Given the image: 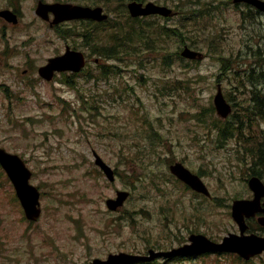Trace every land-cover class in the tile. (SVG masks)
Listing matches in <instances>:
<instances>
[{
    "label": "rangeland",
    "instance_id": "rangeland-1",
    "mask_svg": "<svg viewBox=\"0 0 264 264\" xmlns=\"http://www.w3.org/2000/svg\"><path fill=\"white\" fill-rule=\"evenodd\" d=\"M4 2L0 0V6ZM166 4L178 8L171 2ZM33 5L34 0H22L23 12L29 17L34 16ZM103 6L110 15L123 10L119 1L103 2ZM240 9L246 20L241 24L239 10L226 3L214 31L221 33L219 41L195 40L193 45L205 53L198 68L162 67L163 61L176 60V52L188 43L177 42L173 36L165 38L162 50L146 49L149 46L143 44L125 48L117 42L115 45L122 53L120 59L100 57L102 72L111 68L112 73L98 74L96 81L77 79L68 89H61L57 83L41 81L34 86L13 84V78H20V70L25 67L23 34L18 37L17 58L10 59L9 52H0V80L7 86V91H0V145L26 158L32 171L29 181L40 188L42 209L39 220L26 226L12 187L0 169V264H90L92 258L104 259L108 253H143L161 248L160 245L179 246L183 236L189 234L188 228H199L219 238L237 229L226 205L232 196L248 195L247 168L236 164L232 150L215 148L214 133H207L199 122L197 127L192 114L209 106L210 87L214 91L212 76L218 72L217 60L205 45L217 53L248 52L253 51L257 34L263 35L261 23L244 6ZM178 13L167 21L152 17L148 21L158 22L164 28H179L184 22L185 27L194 29V22L189 23L187 17L182 20V8ZM210 21L208 18L204 23L208 25ZM154 23L141 22L140 33L147 34ZM134 41L139 43V37L134 36ZM57 42L54 38L45 44L54 46ZM252 53L256 58L252 76L264 75V48ZM14 65L21 67L13 72ZM230 75L225 73L226 78ZM262 116L263 112H256L252 119ZM147 123L152 127V138L144 129ZM194 129L198 138L190 144L186 135ZM165 139L167 157L183 155L195 167L202 166L210 172L204 175V180L212 197L197 199L185 189L176 193L170 190L173 198L181 200L179 203L178 199L172 201L168 190L160 192L150 187L145 199L136 196L118 213L106 212L105 198L112 197L121 184L131 188L137 177L150 181L145 177L149 170L137 163H123L126 161L123 157L154 156L146 167L163 172L161 146ZM93 151L121 170L113 185H107L104 177L99 178L93 165ZM166 185L171 187L169 183ZM127 205L150 207L151 212L128 224L121 216ZM183 208L187 212L182 213ZM262 260L252 264H264ZM165 262L235 264L229 257Z\"/></svg>",
    "mask_w": 264,
    "mask_h": 264
},
{
    "label": "water",
    "instance_id": "water-1",
    "mask_svg": "<svg viewBox=\"0 0 264 264\" xmlns=\"http://www.w3.org/2000/svg\"><path fill=\"white\" fill-rule=\"evenodd\" d=\"M141 4V3H140ZM140 4L131 3L128 5L129 10L132 15H140V14H149V13H162L168 14L171 13L170 9L166 7H158L152 3H148L145 8H141ZM100 10L96 9L90 11L88 9H83L77 14H73L72 16H89L97 19L105 18V15H99ZM2 15V13L0 12ZM185 56L192 57L193 53L189 50L185 49L182 53ZM80 57H67L66 60L59 65H55L54 63H50L51 66L56 68H64V67H74L80 64ZM46 71L41 72L43 76H49L52 73V69H47V67H43ZM214 102L216 108L219 113L225 115L228 112V106L225 104L224 99L220 92H218L214 98ZM0 163L7 171L11 180L13 181L17 195L21 200V203L24 207L26 216L29 219H36L39 215V208H37L38 204V192L36 189L30 185H28V178L30 176V172L24 168L22 161L16 156L6 153L4 150L0 149ZM174 172L184 181H186L190 186L194 189L203 191L207 193L204 189V186L200 182L197 177L191 176L186 170L181 168L179 165L173 167ZM248 185L251 190L254 192V198L251 200H235L232 205V215L235 220L240 223L241 230L245 229V225L243 224L242 214H252L255 210H257L259 206V200L262 196H264V184L258 177H251L248 180ZM200 239V238H195ZM232 248L240 252L244 256H248L249 254L254 253L255 251H259L264 249V239L258 238L254 235L250 236H235L231 235L228 238H225V243L218 246L213 244H206L201 240H196L194 245L189 248L180 249L178 252L182 253H190V252H201V251H223L226 249ZM111 260H107L105 263H110ZM93 264H101L100 260L95 259Z\"/></svg>",
    "mask_w": 264,
    "mask_h": 264
},
{
    "label": "flooded vegetation",
    "instance_id": "flooded-vegetation-1",
    "mask_svg": "<svg viewBox=\"0 0 264 264\" xmlns=\"http://www.w3.org/2000/svg\"><path fill=\"white\" fill-rule=\"evenodd\" d=\"M49 2H61L60 0H47ZM64 2V1H62ZM5 9H10L12 10L11 12L12 13H16L17 14V18H18V25H20L22 23V15L20 13V9L17 5H13V4H10V3H7V7H5ZM254 13H255V19L258 20L260 23H261V27H263V21H264V13H261L259 11H257L256 9H254ZM53 19H54V15L51 13V12H48L45 17H42V16H37L35 17L31 22L32 23H36L37 22V30L40 31V30H43L49 26H53V27H58V28H63V29H66L65 32L69 33L71 28H74V29H77L78 27L81 26V21H73L71 19L69 20H63V21H59L57 23H53ZM84 21V20H82ZM16 25V26H18ZM14 26L9 24V23H6L4 22L3 20L0 21V31L4 34V35H9V31L10 29H12ZM67 40H69V36L67 37ZM258 48H264V38H260V41L258 43ZM56 53V50L53 51V54L52 55H55ZM59 54V53H56V55ZM34 57L33 54H30V53H27L26 56H25V59L26 61H29L30 59H32ZM28 64L31 65V63L29 62ZM67 75H69L67 73ZM252 97V96H250ZM256 110H248L246 112V114H244V117L242 119V122H241V125L243 126H246L248 128H253L255 130H258V120H253L252 118L249 117V114H247L248 112H255ZM264 126V125H263ZM260 131L261 133L264 132V127L263 129L261 130H258Z\"/></svg>",
    "mask_w": 264,
    "mask_h": 264
},
{
    "label": "trees",
    "instance_id": "trees-1",
    "mask_svg": "<svg viewBox=\"0 0 264 264\" xmlns=\"http://www.w3.org/2000/svg\"><path fill=\"white\" fill-rule=\"evenodd\" d=\"M172 3H174L176 6L177 5H183L185 6L187 9H185V14L182 15L183 17V21L185 20V18H189V19H194L195 18V15L192 16L193 14H195L196 12V7H195V3H198L199 0H171ZM199 10V13L197 15V19L198 20H205L206 19V16H207V12L205 10H202V9H198ZM190 15V16H187V15ZM125 22H127V20H125ZM142 20L138 19V18H133L132 19V22H131V26H134L136 23H141ZM155 34L157 37H162V36H167V37H176V38H184L185 39H193V37L191 36V34H186L185 32L183 31H178L176 32L174 29L172 30H168V29H164L163 27L161 26H155ZM139 38L141 39V42L144 46H146V37L144 34H141L139 32ZM131 40V38H130ZM149 48V47H147ZM150 127V125H149ZM262 165H264V162L261 163ZM254 172V171H253ZM256 175L260 176V174H258L257 172H254Z\"/></svg>",
    "mask_w": 264,
    "mask_h": 264
}]
</instances>
